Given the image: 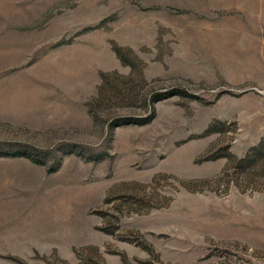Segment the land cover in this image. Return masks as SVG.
<instances>
[{"label": "rangeland", "instance_id": "obj_1", "mask_svg": "<svg viewBox=\"0 0 264 264\" xmlns=\"http://www.w3.org/2000/svg\"><path fill=\"white\" fill-rule=\"evenodd\" d=\"M0 264H264V0H0Z\"/></svg>", "mask_w": 264, "mask_h": 264}, {"label": "trees", "instance_id": "obj_2", "mask_svg": "<svg viewBox=\"0 0 264 264\" xmlns=\"http://www.w3.org/2000/svg\"><path fill=\"white\" fill-rule=\"evenodd\" d=\"M121 57V56H120ZM123 60V59H122ZM162 96H164V94L162 95V94H156L154 97H153V103H155V101L156 100H160L161 98H162ZM154 109V108H153ZM153 116H154V113L153 114H151L150 116H149V118H147V119H145V120H143L144 122H149V121H151L152 120V118H153ZM259 148H256L255 150H258ZM260 150V149H259ZM247 161H248V159H247ZM244 163L246 162V160L245 161H243Z\"/></svg>", "mask_w": 264, "mask_h": 264}]
</instances>
